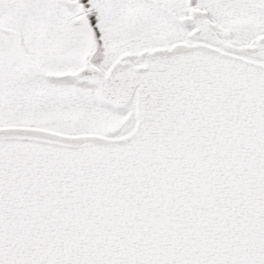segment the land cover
<instances>
[{
  "label": "snow or ice",
  "instance_id": "1",
  "mask_svg": "<svg viewBox=\"0 0 264 264\" xmlns=\"http://www.w3.org/2000/svg\"><path fill=\"white\" fill-rule=\"evenodd\" d=\"M0 264H264V0H0Z\"/></svg>",
  "mask_w": 264,
  "mask_h": 264
}]
</instances>
